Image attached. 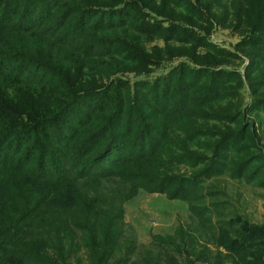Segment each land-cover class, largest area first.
<instances>
[{"label": "trees", "instance_id": "1", "mask_svg": "<svg viewBox=\"0 0 264 264\" xmlns=\"http://www.w3.org/2000/svg\"><path fill=\"white\" fill-rule=\"evenodd\" d=\"M167 1L184 10L191 22L178 23L167 16V10L159 11L161 14L154 12L157 17L153 21L142 0H0L1 193L3 187H11L12 182L28 178L39 193L37 188L44 182L49 190L36 202L46 208L57 205L80 185L96 188L103 182L117 179L131 184L135 190V182H140L145 189L168 192L170 199L188 202L191 213L203 225L213 229L219 227L226 234L234 230L236 224L219 221L216 227L211 219L213 211L224 207L223 204L197 202L208 198L202 195L204 183L224 175L264 189V155L252 151L248 159L241 157L246 151L255 149L254 134L251 136L243 125L242 129L225 127L223 133L211 130L213 143L206 145L209 154L205 155L192 153L182 145L176 150V142L168 143V147L160 139L163 137L161 129L155 123H145V113L162 115L170 127L177 126L181 120L228 122L236 126L242 119L240 110L223 114L207 112L208 108L224 107L232 95H240L243 81L239 72L225 68L229 60L237 56L209 42L212 21L199 5H192L189 0ZM241 1L243 9L248 10L239 17L238 21L243 23L237 26L250 31L239 45L250 59L246 80L251 87L252 102L248 112L261 114L264 113V0ZM11 6L18 9L13 11ZM247 15L250 20H242ZM133 26L149 41L159 38L176 41L191 53L194 66L183 65L155 80L153 85L136 83V95L130 99L135 102L140 93L150 111L137 109L125 114L124 108L118 107L117 114L102 118L105 104L113 99L119 104V97L124 94L121 88L130 82H112L108 86H92L90 82L91 86L84 87L80 80L77 81L80 72L75 69L80 63L89 68L96 64L93 60L99 58H111L106 62L109 67L117 62L121 54L130 51L114 33L131 31ZM93 31L102 35L94 37ZM75 38L78 41L72 44ZM46 40L51 41V50L48 44L45 46ZM105 48L111 50L100 51ZM202 49L205 51L200 52ZM131 54L135 65L149 63L150 58L141 51L133 50ZM221 64L225 67L220 68ZM176 80L181 90L172 94L168 84ZM142 88L144 93H141ZM114 89L119 93L112 95ZM125 95L129 98V94ZM168 97L176 99L169 102L166 101ZM108 108L104 110L110 111ZM137 113L140 115L135 118ZM194 127V130L185 131L184 140L195 147V140L206 137L208 132L198 124ZM196 148L199 152L203 150L201 145ZM169 149L176 150L175 159L165 160ZM133 161L141 172L115 171ZM181 166L192 167L194 173L175 174ZM2 195L0 201L10 203L11 196ZM218 195L209 193V197ZM107 206L113 209L98 213L90 210L97 227L85 232L82 264L130 262L131 250L121 252L119 231L116 228L113 231L114 223L123 219V210L116 208L115 200ZM30 211L31 207L18 209L16 205L0 209V264H26L20 253L25 246L24 227L39 226L42 220L29 214ZM75 225L84 230L82 223ZM238 225L242 240L227 238L222 245L226 253L237 257L235 264H264V231L247 223ZM249 232H253L252 237ZM190 252L194 258L185 264H204L213 254L205 246L200 250L191 247ZM217 252V264H224L226 256ZM39 261L38 264H56L51 260Z\"/></svg>", "mask_w": 264, "mask_h": 264}, {"label": "rangeland", "instance_id": "2", "mask_svg": "<svg viewBox=\"0 0 264 264\" xmlns=\"http://www.w3.org/2000/svg\"><path fill=\"white\" fill-rule=\"evenodd\" d=\"M142 1L148 9L146 13L151 16L153 21L157 17L155 13L167 10V16L172 17L178 23L191 22L190 17L186 15L184 10L173 4L172 6L169 5L167 0H147V3L146 0ZM189 1L194 6L199 5L206 16L210 18V21H212L210 32H208L209 42L233 55L235 54L239 58L232 57L227 67L221 64L220 68L225 67L231 71H238L243 81V88L239 90L240 95L238 93L232 95L223 104L228 109L222 106L208 108L207 112L214 111L223 114L236 113L240 110L242 118L240 125L236 124L235 126L228 122L219 123L209 120L197 121L196 123L190 120L183 122L181 120L177 122V126L170 127L162 115L157 116L153 113H149V116L145 113V123L146 121L147 123H155L156 127L161 129L163 137L160 136V139L164 141L165 145L168 146V143L173 144V142H176V150L182 145L192 153L198 152L205 155L209 154L206 152V145L213 143V131L211 130L223 133L225 127L230 126L242 129L243 125V128L245 127L249 130L251 136L254 134L253 147L255 149L242 154V159H248L252 151H257V153L264 155V113L248 112L252 102L251 87H249L250 85L246 80L250 59L239 48L240 43L250 31H248L247 27L238 28L237 25L243 23L239 22L238 19L243 17L248 9H243L245 7L241 0ZM11 8L13 11L18 9L17 6H11ZM248 19V15L242 18V20ZM200 23L203 24L201 21ZM92 34L94 37L102 35V33L96 31H93ZM114 35L119 37L120 42L127 44V49L130 52L121 54L119 60L110 67L106 62L109 63L111 58H99L93 60L96 64L89 66V68L86 64L80 63L75 69V72H80L77 81L80 80L84 87L91 86V83H93L92 86H108L112 82H130L127 84L128 86L124 85L125 88H121V91H124L121 93L124 94L119 97V104H115L114 99L111 103L109 100L105 104L101 112L102 118L108 117L111 113L112 116L117 114L116 112L119 110L116 109L118 107L124 108L123 113L125 114L132 113L137 109L138 111H141V109L150 111L145 102H142L143 95L140 93L135 102L131 101L136 95V83L148 82L153 85L155 80L168 76L170 72L172 73L176 69L183 68V65L194 66L191 53L181 47L176 41L167 42L164 38L149 41L143 34H139L134 26L131 31H119L114 33ZM109 38L113 37L109 36ZM53 39L55 40L56 37ZM46 41L48 43H45V46L48 44L51 50V41ZM77 41V39L75 41L73 39L71 42L74 44ZM109 50L111 49L105 48L100 51L107 52ZM133 50H139L144 53L145 57L150 58L149 63H145L146 66L135 65L132 56H129L132 55ZM94 51H97V49ZM204 51L203 49L200 50V52ZM257 74L258 72L255 73V76ZM178 82L176 80L173 84L171 82L168 84L169 87H172V94L181 90L178 87ZM162 84L166 86L164 82ZM108 93L110 91L107 92V95ZM111 93L112 95L119 93V90H111ZM141 93H144L143 88ZM125 94H129V98ZM170 99L168 97L166 101L174 102L176 98ZM106 108H111V110L106 112L104 110ZM139 115L137 113L134 116L137 118ZM195 124L202 126L203 130L208 132L206 137L195 140L196 146L201 145V148L205 149V151L200 150L199 152L196 146L187 144L184 140L187 137L185 131L194 130ZM27 143L28 141L25 142V144ZM244 145H246V142H244ZM175 151L173 152L169 149L165 160L175 159ZM254 165L259 164L255 163ZM139 168H141L140 165ZM115 171H128L126 173L131 172L133 174L141 172L137 164H134V161L126 167ZM174 173L191 175L194 172L192 167L181 166ZM11 184V187H3L4 192L1 193L0 190L1 196H4L2 194L11 196L10 203L5 200L0 201V209L13 205H16L18 209L31 207L29 214L32 213L33 217L42 218L39 226L29 224L24 227L25 246L21 247L20 253L25 258L26 264H38L37 262H40L39 259L51 260L56 264H82L81 260L86 250L84 237L86 238L87 233L85 232H92L97 227V221L90 210L94 209L97 213L109 208L112 210L113 207H108L107 204L112 203L113 200H115L116 208L123 210V219L113 221V223L116 221L113 231H115V228L119 231L118 242L121 252L126 253L128 249L131 250V253L128 254L130 257L129 264H185L187 260L194 258L193 253L190 252L191 247H196L200 250L204 246L213 253L209 261L204 264H217L218 250L226 256L222 261L226 260L224 264H235L234 260L237 257L227 254L226 249L222 245L227 242V238L232 241L242 240L241 226L238 224L247 223L251 227L255 226L264 231V189L250 185L244 180L232 179L229 175L204 183L202 195H207L208 198L206 200L201 199L197 203L209 204L214 201L223 204L224 207L218 211H213L211 219L216 227L219 221L227 224H236L230 234L222 232L219 227L213 229L200 223L191 213V206L188 202L170 199L168 192L160 193L153 189H145L140 182H135L133 186L135 190L131 184L126 185V183L117 181V179L103 182L96 188L92 187L94 185H80L71 190L61 201H58L57 205H51L46 208H42V203L36 202L42 193H47L49 190V186L46 187L47 185L44 182L37 188V190H40L39 193L31 185L30 178L27 180L21 179L18 183L12 182ZM210 192H216L219 195L209 197ZM97 199L101 200L97 202ZM194 205L196 204L194 203ZM39 213H41L40 216ZM78 222L82 223L84 230L75 225ZM252 234L253 232H249V237H252ZM31 246L33 247L31 248ZM32 249L33 253L31 252Z\"/></svg>", "mask_w": 264, "mask_h": 264}]
</instances>
